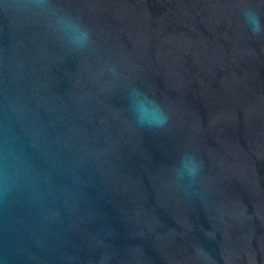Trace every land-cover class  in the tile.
Returning <instances> with one entry per match:
<instances>
[{
  "label": "water",
  "instance_id": "1",
  "mask_svg": "<svg viewBox=\"0 0 264 264\" xmlns=\"http://www.w3.org/2000/svg\"><path fill=\"white\" fill-rule=\"evenodd\" d=\"M0 0V264H264V0ZM136 87L168 112L140 128ZM183 150L203 162L185 193Z\"/></svg>",
  "mask_w": 264,
  "mask_h": 264
},
{
  "label": "clouds",
  "instance_id": "2",
  "mask_svg": "<svg viewBox=\"0 0 264 264\" xmlns=\"http://www.w3.org/2000/svg\"><path fill=\"white\" fill-rule=\"evenodd\" d=\"M30 6L46 19L48 26L70 50L79 51L90 46L91 32L78 18L57 10L50 0H30ZM243 15L253 36L264 34V23L255 11L245 10ZM127 101L129 112L138 127L156 131L167 129L169 114L153 96L132 87L128 91ZM202 171L203 162L197 154L191 150H183L172 169V175L175 182L184 188L185 193L191 195L189 189L198 183Z\"/></svg>",
  "mask_w": 264,
  "mask_h": 264
}]
</instances>
